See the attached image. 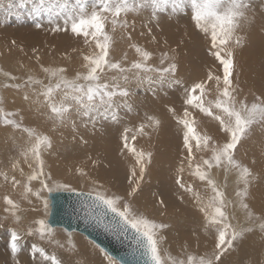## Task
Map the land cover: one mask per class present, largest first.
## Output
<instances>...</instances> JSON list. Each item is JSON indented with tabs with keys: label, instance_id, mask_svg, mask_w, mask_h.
Returning a JSON list of instances; mask_svg holds the SVG:
<instances>
[{
	"label": "snow or ice",
	"instance_id": "6c2138e0",
	"mask_svg": "<svg viewBox=\"0 0 264 264\" xmlns=\"http://www.w3.org/2000/svg\"><path fill=\"white\" fill-rule=\"evenodd\" d=\"M255 3L256 0H0V10L6 14L15 12L19 18L21 13H26L33 20L36 29L44 28L46 23L51 33L70 34L92 49L90 54L83 56L82 67L86 71L78 72L71 80L64 76V68H42L50 80L47 85L32 75H28L23 85L14 83L20 78L8 72L2 73L11 81L3 87L16 90L27 87L32 90L36 99L31 100L28 92L24 93L23 99L47 109L41 114L52 121L51 131L71 124L75 132L77 120L84 127L89 124L95 127L101 120L118 123V112L130 95V91L124 87L129 82V74L139 82L148 79L155 83L147 74L156 73L161 84L181 83L174 78L177 70L174 61L163 67L166 60H172L167 53L161 57L162 67H154L148 63L152 54L131 43L132 33L136 29L135 17L147 13V23L143 26L148 28V35L151 36L152 29L148 27L149 24L155 22L159 26L160 19L171 18L173 15L188 16L194 30L210 42L209 54L218 62L215 71L209 70L206 79L184 88L182 115H177L172 108L169 112L182 133L184 150L179 162L181 175L175 182L189 194L193 205L202 214L205 230H215L214 249L199 258L189 254L185 261L172 257L162 248L161 232L167 226L146 215L134 203L140 181L152 162L153 153L130 146L128 133L131 129L125 128L122 136L123 148L135 161L128 179L130 189L124 196L114 193L110 195L102 184H94L87 196L89 202L84 205L86 222L95 223L105 232L117 239L123 238L130 245L129 253L119 259L105 253L107 264H218L221 255L234 247V242L242 239L245 232L252 231L251 227L238 228L232 223L235 214L230 210L234 202L227 199L224 188L227 187L228 175L233 171L237 175L238 183L243 185L235 191L236 203L244 211L247 221H259V230L264 233V213L256 216L246 203L253 173L248 166L235 158L238 145L255 132L256 126L264 135V92L259 95L252 93L254 100L250 104L246 97L240 99L243 89L239 83L240 73L236 64V55L247 43L243 33L256 21ZM259 13L260 19L264 21V0H260ZM130 16L133 17L131 23ZM261 28L264 29V23ZM117 32L122 40L129 42V47L134 48L138 57L127 67V53L119 59H113L112 56L114 34ZM141 35L144 33L141 32ZM152 39L155 40V37ZM36 59L39 61L40 57L36 56ZM108 73L113 75L109 76ZM53 79L55 83L51 82ZM34 85L41 86L38 92ZM117 97L121 98L120 101ZM2 103L3 100L0 99V104ZM39 110L38 108L37 111ZM0 114L5 126L10 125L13 130L26 134L27 139L20 146L19 155L23 157L31 173L27 175L21 198L31 204V196L41 199V192L51 191L48 184L51 176L44 171L42 152L52 148V140L49 135L39 133L33 127L24 126L22 120L9 118L16 113L4 112L0 107ZM208 124L215 125V135L203 130ZM159 126L160 121L148 115L136 132L141 136L150 137L151 132L145 129L155 131ZM131 139L135 141L136 135ZM18 166L19 161H15L12 170L18 169L21 176H24L23 169ZM137 169L139 176L134 180L133 178L137 177ZM213 169L223 170V187L218 186L212 178ZM185 171L199 180L210 191V195L203 197L192 185L183 183L182 174ZM0 175L6 182L10 181L13 189L21 183L14 175ZM33 181H39L41 185L35 192L30 187ZM57 187L67 188V185ZM4 203L9 206L5 211L10 213L16 223H21L22 217L17 214L22 210L20 204L8 196L4 197ZM159 203L164 205L165 202L161 200ZM43 206L46 215L47 200H43ZM25 234L39 235L41 239L48 238L51 241L54 232L45 219L33 218ZM21 239L20 233L11 232L10 248L13 257L21 251ZM32 251L34 255L47 258L42 248L34 247ZM50 260L51 264H59L54 256Z\"/></svg>",
	"mask_w": 264,
	"mask_h": 264
},
{
	"label": "rangeland",
	"instance_id": "374dc122",
	"mask_svg": "<svg viewBox=\"0 0 264 264\" xmlns=\"http://www.w3.org/2000/svg\"><path fill=\"white\" fill-rule=\"evenodd\" d=\"M255 6L257 8L256 21L243 33L246 36L247 43L236 55V64L240 73L238 79L243 89L239 98L244 99L246 97L249 104L254 100L252 93L259 95L264 92V29L261 28V24L264 21L260 19V0H256ZM132 18L130 16V23ZM145 23H147V13L135 17L136 29L132 33L133 39L131 43L141 46L152 54V59L148 63L154 67H162L160 65L161 57L167 53L172 60H166L163 67L174 61L177 66L174 78L181 83L169 84L166 82L161 84L156 73L147 74L155 83H151L148 79L139 82L129 74V82L124 87L130 91V95L127 97L126 104L122 103L121 110L118 112L120 117L118 123L111 120H101L95 127L91 124L84 127L77 120L75 132L72 130L71 124L56 131H51L52 121L47 120L46 116L41 114L46 112L47 109L40 108L38 104L23 99L24 93L28 92L31 100H35L36 96L32 90L27 87H22L20 90L3 87L5 83H11V81H8L2 73L8 72L13 76L19 77L20 79L14 83L23 85V81L27 79L28 75H32L47 85L50 80L47 74L42 71V68H64V76L71 80L74 79L78 72L86 71L82 67L84 63L83 56L90 54L92 49L87 48L82 40L74 39L70 34L51 33L46 23L44 28L36 29L33 20L26 13H21L19 18H17L15 12L9 15L5 11L0 10V99L3 100L0 107L4 109V112L16 113L15 116L9 117L10 119L22 120L24 126L33 127L39 133L49 135L52 140V148L42 152L44 171L51 176V180L48 181L51 191L45 190L41 192V199L31 196L32 203L29 204L21 198V194L31 169L28 168L23 157L19 155L20 146L27 139L26 134L13 130L10 125L5 126L2 123V119H0V173H7L9 177L14 175L17 180L21 181L20 185L13 189L10 181L6 182L3 176L0 175V228L4 226V228L2 227L3 231L14 229L21 235H26L25 233L29 225L32 224L33 218L45 219L48 222L51 210L49 194L53 192L89 193L94 184H102L110 195L114 193L124 196L131 187L128 183V173L131 172V168L135 163L131 154L123 148L122 136L125 128H128L131 129L128 133L129 145L134 146L138 150L143 149L153 153L152 162L148 165L145 175L140 181V188L137 191L134 203L146 215L167 226L161 232L163 236L162 248L172 257L185 261L189 254L199 258L205 253L213 251L216 243L215 231L208 233L205 230L203 216L196 207L194 206L195 210L191 209L189 211L185 209L189 205L183 206L181 202L174 205L171 203L172 206H170V202L176 201L174 195L175 197L177 196V190L184 191L168 177L167 168L169 169L172 166L173 168L175 167L176 171H179V160L181 157L178 158L176 154L172 153L176 149V152L183 149L181 143L178 142H182V133L169 109L172 108L177 115H182L184 88L206 79L208 71H215V66L218 62L209 54L210 42L194 30L188 16L173 15L171 18L164 17L160 19L159 26L155 22L149 24L148 27L152 29L151 36L148 35V28L143 26ZM141 32L144 35H141ZM153 36L155 40L152 39ZM114 39L113 59H119L124 53H127V63L125 64L127 67L128 64L138 58L135 50L129 47L128 41L120 38L119 32L114 34ZM13 41H15V44H13ZM34 49L37 51L34 52ZM36 56L40 57L39 61H37ZM108 75L111 76L113 73H108ZM51 82L55 83V80L53 79ZM33 87L37 92L41 88L40 85H34ZM40 99L42 100L43 97H40ZM120 99L117 97L118 101ZM38 108L40 109L39 111H37ZM129 108L131 111H129ZM179 111L180 114H178ZM162 114L164 120L159 117ZM148 115L158 119L160 126L155 131L145 129V131L151 132L150 137L141 136L136 132V129L145 121ZM162 121L166 123V127H163ZM168 126L169 129L167 128ZM165 128H167L166 133L164 131ZM172 129L179 134L176 138L172 136L173 132L170 131ZM203 130L210 135H215L214 124H208ZM133 135H136L135 141L131 139ZM235 158L248 166L253 173L252 177H250L251 183L246 203L249 204L256 216H261L264 213V196L261 198V195H264V135H262L258 126H256L255 132L249 138L244 140L241 145H238ZM15 161H19L18 168L23 169L24 176H21L18 169L16 171L12 170V164ZM183 175L190 179L187 185H192L193 189L198 191L201 196L207 197L210 195V191L199 180L191 177L187 171ZM213 175L216 183L217 181L220 182L217 185L223 187L225 184L223 170L213 169L212 177ZM138 176L139 169H137V177L133 179H137ZM235 181L237 182L235 187H227L224 190L228 198L232 197L235 191L243 187L242 184L238 183L236 174ZM57 185H67V188L57 187ZM163 185L168 186L165 188ZM30 187L35 192L40 189L41 185L39 181H33ZM146 187H151V189ZM153 188H159L161 193L164 192V189L169 191L163 195V197L166 196L164 198L167 199V204L161 205L159 203L158 195L160 193ZM141 189H147V191L145 190L146 192L144 191V193ZM170 190H172L171 193ZM181 191H178V193ZM141 194L144 195L143 199L145 195L153 199H150L151 205L154 206L153 208L149 205L151 208L146 210L145 207L147 205L139 203V201H142L139 197ZM184 194L186 195H183L184 197H188L187 193L184 192ZM5 196L20 204L22 210L17 214L22 217L21 223H16L10 213L5 211L9 207L4 203ZM184 199L187 201L186 198ZM255 199L258 203L263 204V208L258 209V213L255 210V205L258 204ZM43 200L48 201L46 215ZM189 200L191 202V198ZM145 201L147 202V200ZM163 206H166V208L163 209ZM237 208L244 213L239 205ZM237 215L238 213L235 214V219L237 227H239L242 226L240 223L242 216L241 218H236ZM243 219H245V223L243 222L244 228H247V226L251 227L252 231L245 232L242 239L234 242V247L221 255L218 264H259L260 256L264 257V242H260L264 240V233L259 230V221L255 223L249 222L246 220L245 214H243ZM248 222L251 226L248 225ZM246 223L247 225L245 226ZM52 229L54 235L51 241L48 238L41 239L39 235L27 236L53 249L55 252L61 251V254L66 255V258L72 264L73 262L75 264H93L90 259L86 258L88 257L86 253H91L90 248L97 250L101 256L100 262L102 264L107 260L104 257L105 260L102 259L106 252H102L96 243L90 241L82 234L77 232L70 233L64 228ZM0 237L4 239L3 243H5V238L7 239V237L3 235H0ZM78 237L90 243L88 245L90 248L86 246L87 243L85 241L81 243ZM3 243L0 242V264H13L14 257L12 255L4 256L6 246L2 247ZM84 250L85 252H83ZM29 251V248L25 247L23 251L19 252V256L22 257L24 254L38 264L35 258H32V254L28 253Z\"/></svg>",
	"mask_w": 264,
	"mask_h": 264
},
{
	"label": "bare ground",
	"instance_id": "6f19581e",
	"mask_svg": "<svg viewBox=\"0 0 264 264\" xmlns=\"http://www.w3.org/2000/svg\"><path fill=\"white\" fill-rule=\"evenodd\" d=\"M149 40V39H148ZM253 75V74H252ZM163 113V112H162ZM164 114V113H163ZM163 114L160 116L159 115V117H162L161 119H163L164 120V116H163ZM178 114H180V111H179V113ZM123 115V114H122ZM166 121V120H165ZM168 121V120H167ZM166 121V122H167ZM169 122V121H168ZM162 123L164 124H161V125H163V127L165 126L166 127V123H164L163 121H162ZM171 126V125H170ZM173 127V126H172ZM168 129H169V126L167 127ZM167 128H165L164 129V131H165V133L167 132ZM174 128H175V126H174ZM171 132H173L172 133V136H173V138H176L179 134L176 132V131H174L173 129L172 130H170ZM179 138H180V136H179ZM178 142H180L181 143V145H182V148H183V144H182V142L181 141H178ZM176 144V143H175ZM179 147V146H178ZM181 147V146H180ZM176 151H177V149H176ZM173 152L172 154H176L177 156H178V158H180L183 154H184V150L182 149V150H178V152ZM180 161V160H179ZM105 162V161H104ZM175 163V162H174ZM178 163V162H177ZM171 168H173L172 166L168 169L167 168V172L169 173V176L168 177H170L171 178V180H173L174 182L176 181V179H177V177H178V175L180 176L181 174L179 173V171H176L174 168L173 169H171ZM172 171H175L174 173H170V172H172ZM178 172V173H177ZM217 172V171H216ZM129 175H128V178H129V176L131 175V172L130 173H128ZM235 172H232V173H230L229 174V179L226 181L227 182V187H235V185H237V182L235 181ZM164 175H165V173H164ZM231 175V176H230ZM165 177H167V176H165ZM213 179H214V175H213V177H212ZM230 179H232V181H230ZM157 181H158V179H156ZM166 181V180H165ZM169 181V180H168ZM189 181H190V179L186 176V175H183L182 176V182L183 183H185L186 185H187V183H189ZM174 182H172V183H174ZM168 183V182H167ZM220 182H218L217 181V184H219ZM163 184V183H162ZM151 185H153L154 187H156L154 184H151ZM165 185V184H164ZM163 185V186H164ZM175 185V184H174ZM158 186H159V184H158ZM166 186H168V185H166ZM166 186H164L165 188H166ZM226 187V188H227ZM147 189L148 188H150L151 189V187H146ZM160 188H161V186H160ZM180 188V187H179ZM147 189H141V191L143 190V192L146 190L147 191ZM154 190H156L157 189V191L160 193V195H158L159 196V200L161 201V200H163L165 203H164V205L165 204H167V199L166 198H164V197H166V196H164L163 197V195H165V193H167V192H169V191H166V189H164V192L163 193H161V191L159 190V188H153ZM173 190V189H172ZM172 190H170V193H171V191ZM224 190H225V188H224ZM145 191V192H146ZM163 191V190H162ZM178 191H181V190H177V196L175 197V195H174V198H175V200L176 201H174V202H170L169 204H170V206H172V205H174V204H177V203H182L183 204V206H185L186 204L187 205H189L187 208H185L186 210H189V211H191V209L193 210L194 209V205H193V203H192V201L190 202V198H188L189 197V194H188V197H184L183 195H185L184 194V192H180V193H178ZM230 191V190H229ZM144 192V193H145ZM156 192V191H155ZM174 192V191H173ZM78 193H80V192H78ZM151 193V192H150ZM157 193V192H156ZM234 193V192H233ZM147 194V193H146ZM152 194V193H151ZM150 194V195H151ZM162 194V195H161ZM173 194V193H172ZM172 194H171V196H172ZM167 195V194H166ZM143 196L144 195H140L139 197H140V199H142V201L140 202L139 201V203H145L144 205L146 206L145 207V209L147 210V209H150L151 207L149 206V205H151V200H153V199H151V198H149L148 197V195H145V198L143 199ZM153 196V195H152ZM160 196H162V197H160ZM182 197V199H181V197ZM186 196V195H185ZM264 195H261V198L263 197ZM138 197V196H137ZM154 197V196H153ZM157 197V196H156ZM168 197V196H167ZM179 197H180V199H179ZM227 197V196H226ZM173 198V199H174ZM184 198H188L187 199V201H189V202H187ZM50 199V198H49ZM151 199V200H150ZM227 199H229V200H231V201H233L234 202V204H233V208L230 210V211H232V212H235V214L236 213H238V215L236 216V218H241V216H242V220H240L241 222V225L242 226H239L238 228H240V227H244V225H243V222L245 223V219H243V212H241L240 210H239V208H237L236 209V207L239 205L238 203H236V197H235V194L234 195H232V197H230V198H228L227 197ZM134 200H136V198L134 199ZM145 200H147V202L145 201ZM172 200V199H171ZM255 201L258 203V201L255 199ZM155 202H157V201H155ZM155 202H153V203H155ZM171 203H172V205H171ZM157 204V203H156ZM149 206V207H148ZM152 206V205H151ZM256 206V212L258 211V209H262L263 208V204H260V203H258V204H256L255 205ZM2 207V206H1ZM50 207H51V200H50ZM154 206H152V208H153ZM156 207V206H155ZM164 208H166V206L164 207L163 206V209ZM168 208V207H167ZM153 210H155V209H153ZM184 210V209H183ZM195 210V209H194ZM263 210H264V208H263ZM51 211V210H50ZM149 211V210H148ZM261 211V210H260ZM193 212V211H192ZM258 213V212H257ZM197 216V215H196ZM193 217V216H192ZM200 217V216H199ZM203 221V220H202ZM198 222V221H197ZM232 223L234 224V225H236L237 226V221H236V219H234L233 221H232ZM252 224V223H251ZM5 225V224H4ZM50 225V224H49ZM247 225V223L245 224V226ZM248 225H250V223L248 222ZM51 226V225H50ZM251 226V225H250ZM253 226V225H252ZM3 228H4V226H2ZM2 227L0 228V235H3L4 237H7V239L5 238V240H6V242L5 243H3L4 242V239H2L1 237H0V242H2L3 244V246L2 247H4V245L6 246V251L4 252L5 254H4V256H7V255H12V253H11V248H10V242H11V232L12 231H15L14 229H8L7 231H3L2 230ZM52 227V226H51ZM7 228V227H6ZM52 228H64V227H59V226H55V227H52ZM247 228H248V226H247ZM65 229V228H64ZM65 230H67V229H65ZM68 232H70V233H72V232H77V233H80L79 231H77V230H71V231H69V230H67ZM215 230H213V229H209V230H207V232L209 233H213ZM257 231V230H256ZM2 233V234H1ZM80 234H82L83 236H85L87 239H89L85 234H83V233H80ZM216 234V233H215ZM5 235H8V236H5ZM20 235H21V233H20ZM78 236V235H77ZM21 237H22V239L20 240V246H21V251H23L24 249H25V247H27V248H29V252L28 253H30V254H32V258H35V260L38 262V264H51V260H50V258L51 257H55L56 258V260L59 262V264H72L71 263V261H69L68 260V258H66V255H63V254H61L62 252L60 251V252H55L53 249H51V248H48L47 246H45V245H43V244H41V243H39L38 241H36V240H33V239H31L29 236H27V235H21ZM78 240H80V242L81 243H83L85 240L83 239V238H81V237H78ZM90 241H92L91 239H89ZM87 244H86V246L88 247V245L90 244V243H88L87 241H85ZM92 242H94V241H92ZM260 242H264V240H261ZM7 243H8V245H7ZM95 243V242H94ZM34 247H36V248H42V249H44L45 250V252H46V254H47V258H45V257H42V256H40V255H38V254H35L34 255V253H33V248ZM88 248H90V247H88ZM244 248V247H243ZM91 249V253H86L87 254V256L89 257H86L87 259H90L91 261H92V263L93 264H102L101 262H100V259H101V256H100V254H98V252H97V250H95V249H92V248H90ZM28 250V249H27ZM89 250V249H88ZM20 251V252H21ZM83 252H85V250L83 251ZM90 252V251H89ZM106 252V251H105ZM107 253V252H106ZM91 254H92V257H91ZM108 254V253H107ZM27 255V254H26ZM109 255V254H108ZM28 256H29V254H28ZM111 256V255H110ZM27 256H25L24 254H23V256L21 257V256H19V253L13 258V264H36V263H34L33 262V260H31V259H29L28 257L26 258ZM105 258V255H103L102 256V259H104ZM248 257V256H247ZM263 259H264V257H262V256H260V258H259V264H264V262H263ZM105 260V259H104ZM257 260V259H256ZM258 262V261H257ZM73 264H75L74 262H73ZM103 264H107V260H105V262L103 263ZM258 264V263H257Z\"/></svg>",
	"mask_w": 264,
	"mask_h": 264
},
{
	"label": "water",
	"instance_id": "95a60500",
	"mask_svg": "<svg viewBox=\"0 0 264 264\" xmlns=\"http://www.w3.org/2000/svg\"><path fill=\"white\" fill-rule=\"evenodd\" d=\"M88 193L84 192H53L49 194L51 211L48 223L52 226L64 227L65 229L77 230L94 241L101 249L114 258L125 257L130 251V245L123 238L117 239L107 233L95 223L86 222L84 207Z\"/></svg>",
	"mask_w": 264,
	"mask_h": 264
}]
</instances>
